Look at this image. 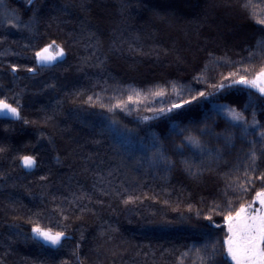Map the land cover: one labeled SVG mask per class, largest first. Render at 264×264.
I'll return each mask as SVG.
<instances>
[{
    "label": "trees",
    "instance_id": "1",
    "mask_svg": "<svg viewBox=\"0 0 264 264\" xmlns=\"http://www.w3.org/2000/svg\"><path fill=\"white\" fill-rule=\"evenodd\" d=\"M259 20L264 0H0V99L19 111L0 119V264H200L205 245L231 264L224 216L264 187L244 183L264 172V96L234 83L264 66ZM53 41L63 57L37 64Z\"/></svg>",
    "mask_w": 264,
    "mask_h": 264
},
{
    "label": "snow or ice",
    "instance_id": "2",
    "mask_svg": "<svg viewBox=\"0 0 264 264\" xmlns=\"http://www.w3.org/2000/svg\"><path fill=\"white\" fill-rule=\"evenodd\" d=\"M29 3H31V0H29ZM258 23L264 24V20H259ZM53 47H55V52L52 51ZM261 53H264V38H260L256 41L255 50L249 52V57ZM63 55L64 50L60 48L59 45H55V41H53L52 44H47L36 51L35 58L37 64L47 66L52 64L58 57H63ZM12 71H16L15 65H13ZM28 71L31 72L32 69H28ZM245 71H247V69H245ZM230 75L234 76L235 73H230ZM234 83L253 87L261 96H264V66H261L259 71L255 72L252 79H248L246 76L241 75ZM219 87L223 88L224 85L221 84ZM136 95H139V93H136ZM199 96L205 97V93L200 92ZM89 99L91 100V97H89ZM128 99L132 100L133 97L130 95ZM192 99H196V97H192ZM187 103H191V100L173 104L171 108L166 110L161 109L158 115L171 112L174 108H180ZM101 106L103 107V105ZM114 107H121V105L117 104ZM108 110L111 111L112 108ZM223 111L230 118L231 122L242 124L245 133H247L250 126H259L258 121L255 119V112H253V119L251 124H249V122L244 119L242 112L234 108H224ZM0 114H10L12 117L19 119L18 108L13 107L3 99H0ZM144 119H148V117ZM259 135L261 139H264V131H261ZM185 140L193 148H198L201 151L204 150L198 137L187 136ZM225 140L226 142H230L231 136H227ZM0 151H3V149H0ZM251 158L253 161L252 171L255 172L256 169L254 165L257 154L254 150L251 152ZM20 161L25 168H32L36 164L35 158L30 155L21 156ZM244 177L245 184L253 183L254 179L264 182V172L260 173L259 176L249 177L247 167L245 168ZM253 201H258L260 208L252 210L251 203L247 205L241 204L240 207L236 209L235 213L229 211L228 214L224 216L228 235L224 238L223 245L227 258L231 260V264H264V187L255 193ZM32 233L33 238L52 246L60 244L61 238L64 236L63 232L53 233L50 229H44L39 225L33 226ZM195 251L196 258L200 261V264H208L209 261L214 259L215 247L209 251L207 245H205L202 248H196ZM184 255H188V253H184Z\"/></svg>",
    "mask_w": 264,
    "mask_h": 264
},
{
    "label": "rangeland",
    "instance_id": "3",
    "mask_svg": "<svg viewBox=\"0 0 264 264\" xmlns=\"http://www.w3.org/2000/svg\"><path fill=\"white\" fill-rule=\"evenodd\" d=\"M52 51L53 52H55V47H53V49H52ZM62 57H58L56 60H59V59H61ZM55 60V61H56ZM54 62V61H53ZM252 79V78H251ZM235 84H237V85H240V86H243V87H248V88H251V89H253V90H255V91H257L255 88H253V87H250V86H245V85H241V84H238V83H235ZM258 92V91H257ZM259 93V92H258ZM251 204H252V210H255V209H257V208H260V205H259V202L258 201H252L251 202ZM247 205V204H246ZM224 225H225V231H226V236L228 235V231H227V225L224 223ZM225 255H226V253H225ZM226 258H227V256H226ZM228 259V258H227ZM228 261L231 263V260L230 259H228Z\"/></svg>",
    "mask_w": 264,
    "mask_h": 264
},
{
    "label": "water",
    "instance_id": "4",
    "mask_svg": "<svg viewBox=\"0 0 264 264\" xmlns=\"http://www.w3.org/2000/svg\"><path fill=\"white\" fill-rule=\"evenodd\" d=\"M11 118H13V117L10 114H0V119H11ZM19 165H20L21 168H23V169H25L27 171H32V169L34 168V167H32V168H25L23 166V164L21 163V161H19ZM48 245L49 246H52L50 244H48Z\"/></svg>",
    "mask_w": 264,
    "mask_h": 264
}]
</instances>
